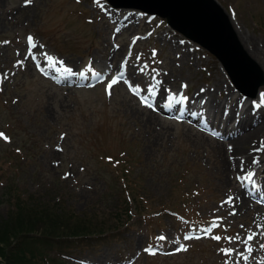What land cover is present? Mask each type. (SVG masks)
<instances>
[{
    "label": "rangeland",
    "instance_id": "1",
    "mask_svg": "<svg viewBox=\"0 0 264 264\" xmlns=\"http://www.w3.org/2000/svg\"><path fill=\"white\" fill-rule=\"evenodd\" d=\"M217 1L242 38L264 52V0ZM23 5L25 0H0V133L8 138L0 137V222L12 208L5 195L9 186L25 195L61 199L62 206L80 214L94 207L114 209L131 195L126 190L134 189L147 201L144 212L148 213L113 229L112 237L63 246L29 244L26 249L35 248L66 264H264L263 234L245 245L251 231L241 229L236 213L225 208L230 193L218 187L217 169L222 164L215 142L209 139H214L216 128L185 124L189 121L182 118L180 123L157 107L147 110L124 80L111 90L106 87L117 62L131 49L136 73L144 68L150 73L172 71L171 86L177 89L186 79L188 93L220 78L226 82L223 85L232 84L217 58L160 16L130 5L115 7L107 0H32L21 10ZM112 8L134 13V25L117 31L118 26L111 24ZM29 35L38 52L83 64L88 79L58 83L41 71L28 56ZM173 40L192 47L190 63L178 59L181 50L171 46ZM116 47L121 50L111 59L109 53ZM87 60L92 62L87 65ZM99 61L113 69L106 79L96 81L99 77L92 73L99 69ZM260 88L264 90V84ZM150 112L157 121L148 124ZM232 181L236 188L240 186ZM214 222L219 227L210 235L184 239ZM214 235L221 240L213 239ZM228 237L234 238L231 243ZM181 245L188 250L177 251ZM224 248L236 251L225 256Z\"/></svg>",
    "mask_w": 264,
    "mask_h": 264
},
{
    "label": "bare ground",
    "instance_id": "2",
    "mask_svg": "<svg viewBox=\"0 0 264 264\" xmlns=\"http://www.w3.org/2000/svg\"><path fill=\"white\" fill-rule=\"evenodd\" d=\"M28 6L29 5L26 4L23 5L21 10H25ZM120 9L123 8H112L110 10V17L112 18L111 24L117 23L118 31L131 28L136 21L134 13L124 14ZM195 10L196 9L193 7L186 11L188 14L186 17L187 20L190 21L192 26L195 25L204 31L213 33L211 27H208L207 23L204 22L203 19H200L202 15L198 17L197 14H194ZM215 28V25L214 27L212 26L216 34ZM234 29L246 53L255 59L261 65L262 69H264L262 65L264 64V52L258 46L254 45L251 40L242 38L241 33L235 27ZM170 43L174 49L181 50L178 59H180L181 62L185 61L190 63V54L191 50H193L192 47H190L187 42L178 43L176 40H173ZM35 46L34 48H30L29 42L26 44L28 48L27 51L30 53H28V56L31 55L32 57L35 56V58L41 59V64L43 65L41 69L55 76L58 80L61 79L63 83H67L74 77H82L80 75L68 76L63 70L66 67L71 68L74 73L83 72V77H85V73L88 72H85L83 64L80 65L76 62L72 64L67 63V61H63L64 59H58L57 57H53L55 62L53 66L52 62L46 61L42 55L43 52L40 53L38 52L39 50H36L39 47L36 44ZM120 50L121 48L119 49V47L114 48L109 53L111 59H114L116 56L118 57L117 52H120ZM132 57L133 55L123 61L119 59L115 69L120 75L123 73L122 76L127 79L129 86L134 88L135 91L140 94L141 98L148 97L149 103L164 109L165 100H168L170 95L175 94V100L172 101L171 107L165 108L164 110L173 112L174 116L180 117L185 121L192 123L197 122L201 125L222 129L221 132H218V139H209L215 142V149L218 152L222 164L221 168L217 169V173L219 174L217 179L218 187L220 190L227 189L226 192L230 193L229 197L232 198V201L229 203L228 197L225 208L235 210L236 216L245 223V225H243V223L240 222V225L244 226L243 228L240 226L241 229L245 231L249 229L251 233H257V235L263 234L264 236V202L260 203L254 200V198L258 197L264 200L263 89L260 88L254 98L245 96L242 93L234 95L236 89L234 88L233 90L232 84L223 85L226 82L224 80L221 81L220 78V80H214V82L207 87L198 86L194 92L188 93L189 84L186 79L184 80V85H186V87H183L184 85L181 84L177 89L175 86H171L172 82L170 81L175 80L172 71H170L171 75L164 69H156L150 73L151 71H147V69L144 68L136 73V64H134L135 62L133 63V60L131 61ZM60 61H63V64H61ZM238 61L240 62L241 60L238 59ZM91 62L90 60L86 61L87 65ZM97 64L99 69L96 72H100L101 74L103 72L108 73L110 69H113V67L107 65L106 62L103 63L99 61ZM150 67L151 66H148L147 68ZM219 68L222 74L227 77L226 71L220 63ZM139 74L140 76L138 77ZM153 77H155V79H153ZM136 81H142L144 84L136 85ZM248 81H251L249 84H254L256 80L254 77H251ZM154 85L156 86L155 94H149L147 89ZM169 89L171 92L167 91ZM222 92H224V96ZM183 97L187 99H183ZM162 99H164V102L160 103ZM151 112L150 114L146 113V123L148 124H151L155 120L157 121V118L152 115ZM225 143H229L228 146H226ZM223 144L226 148L223 147ZM241 161L244 163L243 169L240 167ZM236 167L237 174L233 177ZM247 173H252L251 181L237 179L238 176H244ZM232 180L236 181L237 185L238 183H242L243 185L236 188L234 186L235 182Z\"/></svg>",
    "mask_w": 264,
    "mask_h": 264
},
{
    "label": "trees",
    "instance_id": "3",
    "mask_svg": "<svg viewBox=\"0 0 264 264\" xmlns=\"http://www.w3.org/2000/svg\"><path fill=\"white\" fill-rule=\"evenodd\" d=\"M5 193L12 204L11 210L0 222V264H66L56 256H49L35 246L84 242L102 236H113V229L121 228L134 216H146L147 201L136 196L134 189L113 209L111 206L75 212L62 206L61 199H43L36 194L25 195L9 186ZM136 212H132L131 204ZM130 204V205H129ZM51 247V246H49Z\"/></svg>",
    "mask_w": 264,
    "mask_h": 264
},
{
    "label": "water",
    "instance_id": "4",
    "mask_svg": "<svg viewBox=\"0 0 264 264\" xmlns=\"http://www.w3.org/2000/svg\"><path fill=\"white\" fill-rule=\"evenodd\" d=\"M114 5H130L124 2L110 0ZM137 1V0H136ZM140 2L130 5L142 8L147 12L157 13L167 18L168 23L175 29L182 32L187 37L197 41L214 53L223 63L231 79L238 88L245 89V85L251 77L255 78L254 84H250L253 89L249 92L255 95L257 87L264 84V73L258 65L245 53L239 43L236 33L230 23L229 17L223 12L222 7L216 0H138ZM194 4V5H193ZM193 5V6H192ZM191 6V7H190ZM198 6V7H197ZM196 9L194 14L202 18L211 27V31H204L197 26H192L187 20V10ZM201 7V8H200ZM197 11V12H196ZM202 12V13H201ZM201 13V14H200ZM216 26L214 29L212 26ZM238 59L241 61L239 62Z\"/></svg>",
    "mask_w": 264,
    "mask_h": 264
},
{
    "label": "snow or ice",
    "instance_id": "5",
    "mask_svg": "<svg viewBox=\"0 0 264 264\" xmlns=\"http://www.w3.org/2000/svg\"><path fill=\"white\" fill-rule=\"evenodd\" d=\"M31 3H32V0H25V4H26V5L31 4ZM27 39H28V42H29V46H30V48H34V47H36L35 44L33 43V37H32V36L29 35V36L27 37ZM153 54L155 55V52H154ZM42 55L44 56V58L46 59V61H48V62H52V65L54 66V63H55V62H54V58H53L52 56L48 55L47 53H42ZM33 59H35V56H33ZM60 63L63 64V61H60ZM63 70H64V72H65L68 76H72V75H80V76H82V77L84 76V73H83V72H80V73H74L73 70H72L71 68H67V67H66V68H64ZM90 70H91V69H90ZM92 75H94V76H96V77H99V76L101 75V73H100V72H93ZM122 75H123V73H121V76H122ZM4 76H5V78H6L7 74H4ZM118 79H119V78H117V79H112L111 82L108 84L107 88H108L109 90L112 89V87H113L115 84L118 83ZM153 79H155V77H153ZM155 87H156L155 85L152 86V87H149V88L147 89L148 93H149V94H155ZM183 87H186V85H184ZM167 91L171 92L170 89L167 90ZM109 94H110V92H109ZM183 99H187V98H186V97H183ZM174 100H175V94L170 95V96L168 97L169 107H171L172 101H174ZM147 101H148V97H145V98L143 99L142 102L145 103L148 107H152V105L148 104ZM0 137H3L5 140L8 139L6 136H4L3 133H0ZM254 163H255V161H254ZM240 167H241V169L244 168V163H243V161H241V163H240ZM67 177H68V174L66 173L65 176H64L63 178L67 179ZM237 179H241V180H244V181H251V179H252V173H247V174H245L244 176H238ZM231 201H232V198L229 197V201H228V202L230 203ZM231 214L234 215V214H235V210H233V212H232ZM217 219H222V218H217ZM216 227H219V225L216 224V223L214 222V223L212 224L211 227H209V228H207V229H204V234H205V235L210 234V233L212 232L213 228H216ZM241 227L243 228L244 226L241 225ZM237 235H239V234H237ZM256 235H257V233H254V232H253L251 235L246 236L245 239H244V243H245V245H248V242H249V241H252ZM193 238H199V237H192V236H188V235H186V236L184 237L185 240H191V239H193ZM212 238L215 239V240H217V241L221 240V236H219V235H214ZM160 239H165V237H160ZM227 239H228L229 243H231V242L233 241L234 238H233V237H228ZM261 247L264 248V245H261ZM187 250H188L187 247L184 246V245H181V246L177 249V251H187ZM246 250L249 251V253H251V251H252L251 247H247ZM146 251H148V249H146ZM221 251L224 253L225 256H230L233 252L236 251V249H235V248H224V249H221ZM240 255L242 256V253H240ZM244 259H247V257H244ZM225 264H227V261H225Z\"/></svg>",
    "mask_w": 264,
    "mask_h": 264
}]
</instances>
